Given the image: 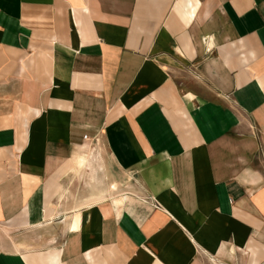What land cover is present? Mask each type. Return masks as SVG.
<instances>
[{"label": "crops", "instance_id": "crops-1", "mask_svg": "<svg viewBox=\"0 0 264 264\" xmlns=\"http://www.w3.org/2000/svg\"><path fill=\"white\" fill-rule=\"evenodd\" d=\"M0 264H264V0H0Z\"/></svg>", "mask_w": 264, "mask_h": 264}, {"label": "built area", "instance_id": "built-area-1", "mask_svg": "<svg viewBox=\"0 0 264 264\" xmlns=\"http://www.w3.org/2000/svg\"><path fill=\"white\" fill-rule=\"evenodd\" d=\"M87 137V136H86Z\"/></svg>", "mask_w": 264, "mask_h": 264}]
</instances>
